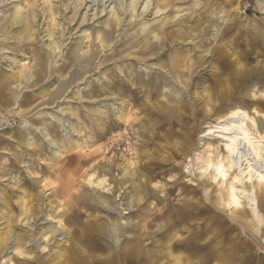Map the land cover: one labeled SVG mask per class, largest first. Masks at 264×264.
Segmentation results:
<instances>
[{
	"label": "rangeland",
	"instance_id": "obj_1",
	"mask_svg": "<svg viewBox=\"0 0 264 264\" xmlns=\"http://www.w3.org/2000/svg\"><path fill=\"white\" fill-rule=\"evenodd\" d=\"M93 1L0 0V75L12 65L24 106L18 116L0 102L9 122L0 142L41 111L64 107L65 119L76 118L74 133L60 127L58 140L36 133L26 146L0 143V264H215L205 259L209 239L240 242L229 264H264V226L256 234L253 216L232 221L229 188L237 186L216 169L227 164L221 117L246 110L264 136V0H115L122 10L113 15L106 0ZM18 6L28 18L3 31ZM163 38L174 45L154 54ZM180 42L189 44L191 65L158 67ZM225 52L231 57L220 61ZM92 121L112 123L99 144L78 131L84 124L97 133ZM122 131L129 143L114 142ZM255 165L264 171L262 160ZM198 200L208 213L198 212ZM6 203L19 226L4 215ZM251 205L264 220V201ZM55 227L63 232L45 234ZM72 246L79 250L70 263Z\"/></svg>",
	"mask_w": 264,
	"mask_h": 264
},
{
	"label": "bare ground",
	"instance_id": "obj_2",
	"mask_svg": "<svg viewBox=\"0 0 264 264\" xmlns=\"http://www.w3.org/2000/svg\"><path fill=\"white\" fill-rule=\"evenodd\" d=\"M93 2H96V0H94ZM105 4H109L108 6L111 7V10L109 9L110 11H108L109 14H111V15H113V14H121L122 7H121L120 3L116 2L115 0H106ZM141 15H143V14H141ZM10 18H13V22L8 24V20H6L1 26V29L3 31L8 30V28H10V27H14V26H17V25L24 24V22L28 18V14L26 15L22 11V8H20V6H18L15 9V12L13 13V16H11ZM119 23H120L119 19H116V24L115 25L112 24V22H110V23L107 22L106 23V26H108L109 31L104 33V35H103V37L101 39V41L103 43L110 44V42L113 39L112 38V34L116 32V30H115L116 27L115 26H117ZM144 31L145 30L143 29L141 34ZM141 34L139 33V31L136 32V34L133 36V38H130L125 44L133 43L139 37V35H141ZM157 39L158 38H156V40ZM171 45H174V41L167 40V39L163 38L162 42L154 43L153 53L154 54L160 53L159 51H164L168 46H171ZM188 45L189 44H186L185 42H180L179 44L175 45L174 47L177 48L176 49L177 51L174 53L175 54L174 57H173V54H171V55L167 54V58H168L169 62H167V63L163 62L164 63L163 65L158 63L159 64L158 67H161V66L163 68L171 67V69H174V70H183L184 68L189 67L191 65V63H190V60L188 58H190L191 56L187 55V48L186 47ZM36 53H38V52H36ZM222 55L219 58L220 61H225V60L228 61L229 57H231L227 52H225ZM69 56L73 60L74 59H78L77 51H75L73 53L70 52ZM37 57H38V62H39L38 65L42 69H45V70L48 69V64H47V62L44 61V59L42 58L40 53L37 54ZM0 58H1V56H0ZM89 60L93 61V58L91 57V58L88 59V61ZM238 61H239V59H238ZM227 63H228V65H232L233 61H230V62H227ZM11 69H12V65L9 66L8 68H6L5 72L2 73V75L4 77L2 79V81H1L2 84L6 83L8 81V78H6V76H8V77L10 76L9 79H13L14 76L10 73V72H12ZM34 82H35V80H34ZM8 83H9V81H8ZM11 85L16 90H18V84L15 81V79L12 80V84ZM165 91H166V97H172L175 94V90L174 89H166ZM108 99L109 100H113L114 98L109 96ZM80 100L83 101L84 99L81 98ZM207 103H210V102H207ZM116 114H118L120 118L122 117V115L120 113L116 112ZM224 117H226V118L218 124V125H220V127H218V128L220 130L219 133L222 134V139H221L222 145H221V147L227 153V159H226L227 164L220 163L216 167L217 173L224 180H226V178L228 176H230V178H232V180H233V183L236 184L237 187H238V185L240 187V188H237L235 186H231L229 188V191L231 192L230 197H231L232 201H231V203H228V208L230 207V210L232 211L231 212L232 221L239 225L238 219L243 220V219L251 218V220H252V218L254 217L256 219L255 220L256 225H255L254 232L257 234L259 232V229H260L259 225L262 224L264 226V220L261 218L258 209H256L255 207H252L251 204L255 203L256 201H258L259 198H261L264 201V171L259 169V168H256V165H255L260 160H262L264 162V136L262 135V133H260L258 131L257 124H256L255 120L250 116V114L246 110H242V109H237L236 110L235 109L233 111H230L226 116L221 117V119L224 118ZM72 120H73L72 116L68 117L67 119H64L62 117L61 118H57V121L62 125L63 130L65 131V133H68V134L69 133L70 134L74 133V130L72 129V125H71L72 124ZM7 121H8V119H6L5 117L3 119H0V124H1L0 130H6L7 126L9 125V122H7ZM10 125L13 126L12 128H17L19 126L20 127H25L24 124H19V122H14V123H12ZM143 126H144V124H143ZM39 130L42 133V135L44 136L43 138L45 140H48L47 135L44 133V129H39ZM123 132L124 131H122V134H118L114 138V142L115 143H129L130 142L131 136L129 135V133H127V132L123 133ZM23 142H25V141H23ZM51 146L57 151L60 150L59 146H57L55 144L51 143ZM244 162H246V164H243ZM226 168L229 169L228 172H231L230 175H227V171L225 170ZM106 174H108V173H106ZM37 184H38V182H37ZM26 196L29 197L30 194H27ZM209 199L211 200V198H208V200ZM224 199H225V197L223 196L222 200H224ZM242 199H244L245 201H247L249 203V210L246 208V204H245V202ZM223 202H225V201H223ZM6 204L8 205V206L5 205L6 208H7L8 213H6V214L4 213V215H8L9 222H12L15 226H19L17 224V222H16L15 216L10 215L11 214L10 212H12L11 211L12 209H11L10 205L8 203H6ZM195 207L200 209L198 211L199 213H202L201 211L206 212V213L209 212L206 209V206L204 205V203H201L200 200L197 201V203L195 204ZM201 209H203V210H201ZM209 209H210V206H209ZM25 214L28 215L27 212H25ZM15 222H16V224H15ZM59 224H61V223L59 222ZM241 225L244 226L245 223L242 222ZM8 227H9V225H8ZM61 232H63L62 228L55 227L53 229H49L45 234H49L50 233L53 236V235H56V234L59 235V233H61ZM6 234H8V233H6ZM262 234H264V233H262ZM15 237H16V243L17 244H21L22 240H21L20 235L19 236L15 235ZM69 238H71V237H69ZM42 240L43 239H41V241ZM36 245H38V244H36ZM204 249H206V254H205L206 258L205 259L207 260V262L212 261L214 259V262L216 264H229L230 263L229 260H228L229 257L234 256L235 254H237L239 252V250L241 249V246H240V242H235V243H232V245L224 246V245H220L219 242H215L214 239H209V241L204 245ZM78 250L79 249L76 246H75V248L72 246V251H71L70 259H69L70 263L74 260L73 253L78 251ZM211 253H212V255H211ZM238 257H239V255H238ZM198 262H202V260H199ZM237 263H239V262H237Z\"/></svg>",
	"mask_w": 264,
	"mask_h": 264
},
{
	"label": "crops",
	"instance_id": "obj_3",
	"mask_svg": "<svg viewBox=\"0 0 264 264\" xmlns=\"http://www.w3.org/2000/svg\"><path fill=\"white\" fill-rule=\"evenodd\" d=\"M40 70H44L47 71L48 69H42L39 66ZM10 77V76H9ZM8 76H6V78H8V81L4 84L1 83L2 79L4 78L3 75H0V96H2V98H0V102L3 106H5L6 108L9 109V112L14 113L18 116H22V113L24 112V106L19 104V94H20V87L18 85V90H16L14 87H12V80L15 79V77H13V79H9ZM224 82V79L222 80ZM37 81L34 82V84ZM37 84V83H36ZM20 108V109H19ZM64 109V107H61L60 109H58L56 111L55 115H48L47 113H45L44 111L38 112L36 113L33 117L31 118H27V122H28V128L24 129V130H19V131H14L12 133V135H7V138L5 137L6 140L8 141H4V143L2 142V145H4V148H6V150H9L8 148H13L14 146H18V145H27V142L33 138V136L36 135V133L40 134V138L42 140H45L42 135V133L40 132L39 129H44V133L47 135L48 139H56L58 140V134L56 131L59 130L60 131V127H62V125L57 121V118H64L63 114L60 112ZM19 111V112H18ZM21 111V112H20ZM103 115V114H102ZM72 116L73 120L72 122L76 119L75 115H68V117ZM56 119V120H55ZM65 119V118H64ZM79 120V119H78ZM80 122V121H79ZM73 124V123H72ZM91 124H94V126L96 127V132L94 135L92 133H90L89 131V127L84 125V124H80L78 125L79 127H81L80 129H78L79 133L83 130L88 142L90 141L93 144H99V141L101 139H103V137H105V135L107 133L110 132L111 127H112V123H108V122H100V123H95V122H91ZM103 124V125H102ZM92 126V125H91ZM121 129V127L116 128ZM81 130V131H80ZM122 130V129H121ZM89 132V133H87ZM22 133V134H21ZM97 134V135H96ZM24 138V139H23ZM86 139V140H87ZM18 140V141H17ZM25 141V142H23ZM0 142V143H1ZM7 146V147H6ZM8 156H5V159ZM199 260L196 261H192L190 262V264H203V262H198ZM216 264V263H215Z\"/></svg>",
	"mask_w": 264,
	"mask_h": 264
}]
</instances>
